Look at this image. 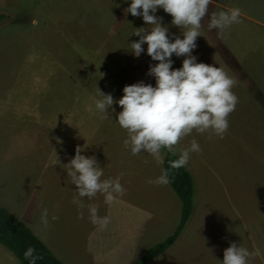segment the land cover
I'll return each instance as SVG.
<instances>
[{"label":"rangeland","instance_id":"1","mask_svg":"<svg viewBox=\"0 0 264 264\" xmlns=\"http://www.w3.org/2000/svg\"><path fill=\"white\" fill-rule=\"evenodd\" d=\"M217 2L238 7L240 22L209 30L206 14L192 54L223 68L237 103L222 138L193 130L174 146L178 153L195 138L200 147L185 165L194 209L175 242L149 264H218L231 242L259 249L249 264H264V0H213L209 13L228 10ZM126 7L124 0H0V204L63 264H132L180 219L168 184L147 182L160 175L162 151L130 154L122 143L127 132L115 124L121 106L113 104L107 116L94 107L98 90L115 100L125 85L155 86L147 72L157 62L145 52L134 56L129 45L138 39L134 28L148 25ZM155 15L170 36L183 38L185 29L169 14ZM40 33L46 49L36 41ZM183 58L173 55L172 67ZM44 129L50 135H41ZM78 146L104 168L101 179L123 174L124 192L110 205L100 193L83 198L84 207L74 202L76 186L62 165ZM90 204L110 218L105 228L90 223ZM45 208L47 223L40 219ZM0 264L20 262L0 245Z\"/></svg>","mask_w":264,"mask_h":264},{"label":"clouds","instance_id":"2","mask_svg":"<svg viewBox=\"0 0 264 264\" xmlns=\"http://www.w3.org/2000/svg\"><path fill=\"white\" fill-rule=\"evenodd\" d=\"M127 7L125 13L133 17H141L147 28H134L131 35L138 39L129 43L131 53L138 57L145 52L154 65L150 64L147 75L155 80V86L138 81L122 88L119 99L98 90L99 98L94 101L95 109L105 115L109 110L115 111L113 104L121 106L116 113L115 124L127 132L123 145L132 155L141 152L157 156L160 150L166 149L176 156L169 160V167L178 169L184 167L190 153L199 152L200 147L195 138L188 146L174 151L179 140L195 130L197 133L209 130L218 137L223 136L228 128V115L235 109L237 97L231 90L234 80L223 68L214 64L197 62L193 55L196 48V38L200 35L201 21L209 16V30L223 31L231 25L239 23L241 10L232 7L209 13L208 6L213 0H124ZM157 9H162L171 16V24L183 27L182 37L168 34V27L161 24V17L155 15ZM146 44V49L142 45ZM183 56L181 66L173 68L171 57ZM81 147L75 148V154L62 165L65 168L71 184L75 185L74 202L78 207H84V199H91L97 193L102 194L103 202L110 205L122 195L124 188L120 177L101 179L103 169L94 156H85ZM57 163L59 161L57 160ZM148 183L167 185L169 183L168 169H161L160 175ZM88 219L93 225L105 228L110 218L98 215L95 204L87 206ZM48 210L42 209L40 219L47 223ZM78 218L83 213L78 212ZM56 219V217H52ZM32 246H28L24 259L28 264H36L40 256ZM260 255V250L250 251L240 243L231 242L223 250V259L218 264H249L252 256Z\"/></svg>","mask_w":264,"mask_h":264},{"label":"trees","instance_id":"3","mask_svg":"<svg viewBox=\"0 0 264 264\" xmlns=\"http://www.w3.org/2000/svg\"><path fill=\"white\" fill-rule=\"evenodd\" d=\"M4 18L0 15V21ZM163 153L162 169H168V186L180 203V219L175 230L164 240L146 249L132 264H149L155 257L166 251L179 237L194 209L195 188L193 179L186 166L172 169L168 161L176 156L161 149ZM0 244L4 246L20 264H28L23 253L32 246L40 259L36 264H63L47 246L16 216L0 204Z\"/></svg>","mask_w":264,"mask_h":264},{"label":"crops","instance_id":"4","mask_svg":"<svg viewBox=\"0 0 264 264\" xmlns=\"http://www.w3.org/2000/svg\"><path fill=\"white\" fill-rule=\"evenodd\" d=\"M218 1V0H217ZM217 5L218 6H221V7H223V5L222 4H220L219 2H217ZM230 7H232L231 5H230ZM223 8H225V9H228L227 8V6H225L224 5V7ZM33 20H32V24L33 25H36V21H34L35 19L34 18H32ZM60 23H62V22H60ZM35 35V34H34ZM48 35L49 36H51L52 34L51 33H48ZM36 36V35H35ZM53 36V35H52ZM54 37V36H53ZM40 39H41V33L38 35V40H36V41H38V43L39 44H42V46L45 48V46L43 45V43H41V41H40ZM46 49V48H45ZM54 118V117H53ZM39 119V118H38ZM50 135V130L48 129L47 131L44 129L43 131H41V135ZM52 134H54L55 135V133H54V131H52ZM22 221V220H21ZM1 245V244H0ZM124 255H126V254H124Z\"/></svg>","mask_w":264,"mask_h":264}]
</instances>
